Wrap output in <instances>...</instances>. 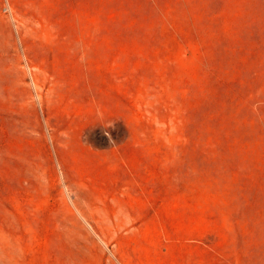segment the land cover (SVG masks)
Here are the masks:
<instances>
[{
    "label": "rangeland",
    "instance_id": "1",
    "mask_svg": "<svg viewBox=\"0 0 264 264\" xmlns=\"http://www.w3.org/2000/svg\"><path fill=\"white\" fill-rule=\"evenodd\" d=\"M0 264H264V0H0Z\"/></svg>",
    "mask_w": 264,
    "mask_h": 264
}]
</instances>
